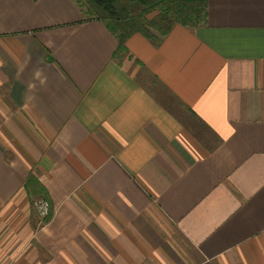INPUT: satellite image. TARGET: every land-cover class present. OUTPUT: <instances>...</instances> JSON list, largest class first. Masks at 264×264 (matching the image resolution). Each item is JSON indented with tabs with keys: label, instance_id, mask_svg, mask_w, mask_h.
<instances>
[{
	"label": "crops",
	"instance_id": "1",
	"mask_svg": "<svg viewBox=\"0 0 264 264\" xmlns=\"http://www.w3.org/2000/svg\"><path fill=\"white\" fill-rule=\"evenodd\" d=\"M125 48L76 0H0V264H264V0Z\"/></svg>",
	"mask_w": 264,
	"mask_h": 264
},
{
	"label": "trees",
	"instance_id": "2",
	"mask_svg": "<svg viewBox=\"0 0 264 264\" xmlns=\"http://www.w3.org/2000/svg\"><path fill=\"white\" fill-rule=\"evenodd\" d=\"M207 0H76L87 15V20L104 23L117 41L118 52H126L125 42L136 33L158 41L169 34L175 25L196 28L204 23ZM138 4L140 11L132 16L130 7ZM154 13L151 17L148 15ZM24 188L33 198L48 200L44 188L30 173ZM52 217L49 206L48 214L42 222Z\"/></svg>",
	"mask_w": 264,
	"mask_h": 264
},
{
	"label": "rangeland",
	"instance_id": "3",
	"mask_svg": "<svg viewBox=\"0 0 264 264\" xmlns=\"http://www.w3.org/2000/svg\"><path fill=\"white\" fill-rule=\"evenodd\" d=\"M140 11V7H139V5L138 4H132L131 5V7H130V13H131V15H137L138 14V12ZM152 15H154V13L152 12L151 14H149L148 16L149 17H151ZM4 127V126H3ZM0 128H1V126H0ZM11 146L12 147H16V148H14V149H16L17 151H21V148H19L18 147V145L16 144V142H14L13 141V139L11 140ZM22 152V151H21ZM7 154H9V152H7ZM40 200H43V199H39V198H36V200L33 202V205L37 202L38 203V201H40ZM45 201V200H44ZM34 207H35V205H34Z\"/></svg>",
	"mask_w": 264,
	"mask_h": 264
},
{
	"label": "built area",
	"instance_id": "4",
	"mask_svg": "<svg viewBox=\"0 0 264 264\" xmlns=\"http://www.w3.org/2000/svg\"><path fill=\"white\" fill-rule=\"evenodd\" d=\"M34 205L35 208L37 209V213L40 218H44L48 214L49 205L46 201L40 200L38 201V203L36 202Z\"/></svg>",
	"mask_w": 264,
	"mask_h": 264
}]
</instances>
